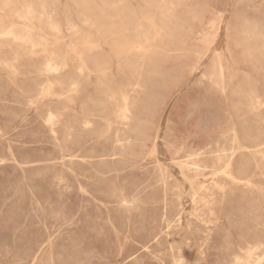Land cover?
I'll use <instances>...</instances> for the list:
<instances>
[{
    "label": "rangeland",
    "instance_id": "374dc122",
    "mask_svg": "<svg viewBox=\"0 0 264 264\" xmlns=\"http://www.w3.org/2000/svg\"><path fill=\"white\" fill-rule=\"evenodd\" d=\"M131 1L0 0V32L11 29L19 36L29 26L35 41L40 32L44 39L33 50L20 39L0 35V264H237L234 255L248 264L264 252V243L257 248L254 242L238 245L243 237L264 232V0ZM25 6L33 11L28 19L18 16ZM155 12L161 18H155ZM175 12L182 13L177 16ZM47 21L55 22L58 30ZM171 24L183 29L173 30ZM70 33L72 38H68ZM218 59L220 65L214 66ZM47 62L56 63L59 69L45 70ZM37 88H47L49 94L40 97ZM123 107L127 109L125 118L120 113ZM48 112L58 114L54 132L44 122ZM232 127L240 148L231 144ZM229 147L234 149L235 173L245 169L234 181L222 174L223 163L215 160ZM180 256L184 261L177 260Z\"/></svg>",
    "mask_w": 264,
    "mask_h": 264
},
{
    "label": "bare ground",
    "instance_id": "6f19581e",
    "mask_svg": "<svg viewBox=\"0 0 264 264\" xmlns=\"http://www.w3.org/2000/svg\"><path fill=\"white\" fill-rule=\"evenodd\" d=\"M12 0H4V3H10ZM80 1V0H79ZM88 1V0H87ZM97 1V0H96ZM123 1V0H122ZM126 1H128V0H126ZM131 1V0H130ZM154 1H156V0H154ZM162 1V0H161ZM17 2V1H16ZM30 2V1H29ZM83 2V1H82ZM116 2V1H115ZM132 2V1H131ZM134 2V1H133ZM136 2V1H135ZM142 2V1H141ZM158 2V1H157ZM253 2V1H252ZM121 3V2H120ZM124 3V2H123ZM138 3V2H137ZM144 3V2H143ZM159 3V2H158ZM161 3H163V2H161ZM44 4V3H43ZM84 4V3H83ZM101 4V3H100ZM125 4H128V3H125ZM149 4V3H148ZM152 4V3H151ZM157 4V3H156ZM194 4V3H193ZM17 5H18V3H17ZM45 5V4H44ZM66 5V4H65ZM72 5V4H71ZM84 5H86V3L84 4ZM92 5V4H91ZM115 5V4H114ZM158 5V4H157ZM159 5H161V4H159ZM19 6V5H18ZM51 6V5H50ZM49 6V7H50ZM90 6V5H89ZM93 6V5H92ZM100 6H102V5H100ZM120 6V5H119ZM125 6V8H126V5H124ZM128 6H129V4H128ZM146 6H147V4H146ZM145 6V7H146ZM149 6H150V4H149ZM149 6H147L146 8H148ZM161 6H163V5H161ZM15 7V6H14ZM68 7V6H67ZM73 7V6H72ZM80 7V6H79ZM97 7V6H96ZM105 7V6H104ZM107 7V6H106ZM111 7H112V4H111ZM111 7L110 8H107V9H111ZM114 7V6H113ZM118 6H116V8H117ZM123 7V6H122ZM130 7H132V6H130ZM151 7V6H150ZM160 7V6H159ZM21 8V7H20ZM63 8V7H62ZM71 8V7H70ZM82 8V7H81ZM90 8H91V6H90ZM180 8V7H179ZM6 9V8H5ZM69 9V8H68ZM72 9V8H71ZM77 9V8H76ZM88 9V8H87ZM103 9H105V8H103ZM118 9H120L119 7H118ZM133 9V8H132ZM151 9H152V7H151ZM154 9V11H155V8H153ZM164 9V8H163ZM182 9V8H181ZM42 10V9H41ZM53 10V9H52ZM63 10H65V9H63ZM97 10H98V8H97ZM106 10V9H105ZM113 10H114V8H113ZM120 10H123L124 11V9H120ZM144 10H146V9H144ZM148 10V9H147ZM159 10H161L162 11V9H159ZM192 10V9H191ZM4 11V10H3ZM108 11V10H107ZM112 11V10H111ZM110 11V12H111ZM117 11H119V10H117ZM133 11V10H132ZM156 11H157V9H156ZM161 11H159V12H161ZM164 11V10H163ZM15 12H16V10H15ZM52 12V11H51ZM70 12V11H69ZM84 12V11H83ZM90 12H92V11H90ZM96 12V11H95ZM102 12V11H101ZM106 12V11H105ZM104 12V10H103V13H105ZM121 12V11H120ZM139 12V11H138ZM142 12V11H141ZM169 12H171V11H169ZM168 12V13H169ZM185 13H186V11H184ZM237 12V11H236ZM36 13V12H35ZM45 13V12H44ZM56 13V12H55ZM86 13V12H85ZM93 13V12H92ZM117 13V12H116ZM123 13V12H122ZM128 13V12H127ZM153 13V12H152ZM157 12H155V15H156V17L155 18H157L158 19V17H160V16H158L157 17V15L158 14H156ZM165 13H166V11H165ZM175 13H177V12H175ZM180 13H182V12H180ZM180 13H177V16H178V14H180ZM245 13V12H244ZM43 14V13H42ZM67 14V13H66ZM89 14V13H88ZM109 14V13H108ZM115 14V13H114ZM118 14V13H117ZM126 14V13H125ZM134 14V13H133ZM170 14H174V13H170ZM184 14V13H183ZM182 14V15H183ZM242 14H243V12H242ZM246 14V13H245ZM1 15V14H0ZM59 15V14H58ZM71 15V14H70ZM98 15H99V13H98ZM116 15V14H115ZM127 15V14H126ZM131 15V14H130ZM140 15V14H139ZM138 15V16H139ZM159 15H160V13H159ZM18 16L19 17H21V18H23V19H28V18H30V17H32L33 16V11H32V9L30 8V6H25L23 9H21V13L20 14H18ZM59 16H61V15H59ZM72 16V15H71ZM112 16V15H111ZM114 16V15H113ZM122 16V15H121ZM120 16V17H121ZM144 16V15H143ZM153 16V15H152ZM176 16V15H175ZM218 16V15H217ZM46 17V16H45ZM45 17H44V20H45ZM106 17H107V15H106ZM109 17V16H108ZM127 18L129 17V16H126ZM135 16H133V18H134ZM154 17V16H153ZM181 17V16H180ZM187 17V16H186ZM194 17V16H193ZM5 18V17H4ZM43 18V17H42ZM41 18V19H42ZM78 18V17H77ZM124 18H125V15H124ZM132 18V19H133ZM161 18V17H160ZM159 18V19H160ZM172 18H173V16H172ZM182 18V17H181ZM16 19H18V18H16ZM69 19V18H68ZM72 19V18H71ZM89 18H87V20H88ZM137 19V18H136ZM154 19V18H153ZM168 19V18H167ZM174 19V18H173ZM176 19H177V17H176ZM190 19V18H189ZM232 19V18H231ZM255 19V18H254ZM258 19V18H257ZM31 20V19H30ZM47 20V19H46ZM49 20V19H48ZM54 20V19H53ZM70 20V19H69ZM115 20V19H114ZM117 20V19H116ZM130 19L128 18V21H129ZM163 20V19H162ZM164 20H166V19H164ZM163 20V21H164ZM186 20V19H185ZM184 20V21H185ZM241 20H242V18H241ZM10 21V20H9ZM28 21V20H27ZM26 21V22H27ZM89 22H90V20H88ZM101 21V20H100ZM110 21V20H109ZM131 21V20H130ZM135 21V20H134ZM159 21V20H158ZM174 21V20H173ZM172 21V22H173ZM183 21V22H184ZM19 22H22V21H19ZM48 22V21H47ZM84 22V21H83ZM95 22V21H94ZM117 22V21H116ZM127 22V21H126ZM137 22V21H136ZM179 22V21H178ZM189 22V21H188ZM1 23V22H0ZM8 23V22H7ZM49 23V22H48ZM91 23V22H90ZM93 23V22H92ZM101 23V22H100ZM107 23H108V21H107ZM110 23V22H109ZM108 23V24H109ZM122 24H121V26L123 25V22H121ZM142 23H143V21H142ZM160 23V22H159ZM28 24V23H27ZM75 24V23H74ZM86 24V23H85ZM95 24H97V22L95 23ZM116 24V23H115ZM126 24V23H125ZM128 25H130L129 24V22L127 23ZM126 24V25H127ZM132 24H133V22H132ZM175 25H176V22L174 23ZM180 24V23H179ZM184 24V23H183ZM210 24H211V22H210ZM262 24H263V22H262ZM2 25V24H1ZM13 25V24H12ZM48 25V24H47ZM81 25H82V21H81ZM91 25V24H90ZM103 25V24H102ZM118 25V24H117ZM145 25V24H144ZM158 25H160V24H158ZM172 25V24H171ZM256 25V24H255ZM39 26V25H38ZM41 26V25H40ZM44 26H45V24H44ZM49 26L53 29V30H58V26L56 25V23L55 22H50L49 23ZM66 26V25H65ZM64 26V27H65ZM83 26V25H82ZM95 26V25H94ZM97 26H98V24H97ZM131 26V25H130ZM133 26V25H132ZM136 25H134V27H135ZM161 26V25H160ZM172 26H174V25H172ZM185 26H186V24H185ZM211 25H209L208 24V27H210ZM248 26V25H247ZM257 26V25H256ZM259 26H260V24H259ZM259 26L257 27V28H259ZM4 27V26H3ZM21 27V26H20ZM22 27H24V26H22ZM30 27H32V26H30ZM47 27V26H46ZM90 27L92 28V26H89L88 28L90 29ZM96 27V26H95ZM137 27V26H136ZM144 27V26H143ZM142 27V28H143ZM148 27V26H147ZM164 27H165V25H164ZM171 27V26H170ZM176 27H178V26H174V28H173V30H175V28ZM182 27V26H181ZM193 27V26H192ZM204 27H205V25H204ZM245 27V26H244ZM27 28V30L25 29V32L22 34V35H19V36H16L15 34H14V32H12V30L11 29H9V30H7V31H5V32H0V35H7V36H12L13 38H16V39H20L21 41H24V42H26L27 44H29V47H31V49H33L34 50V48L33 47H35V46H42V44H41V38H42V36H41V32H40V35H39V37H40V39H39V41H35L32 37H31V34L29 33V26L28 27H26ZM50 28V29H51ZM67 28V27H66ZM127 27H125V29H126ZM133 28V27H132ZM178 28H180V27H178ZM185 28V27H184ZM242 28V27H241ZM44 29V28H43ZM48 29V28H47ZM122 30L124 29V28H121ZM137 29H139V28H137ZM151 29V28H150ZM162 29H164V28H162ZM168 29V28H167ZM167 29H165V30H167ZM172 29V28H171ZM170 29V30H171ZM181 29V28H180ZM183 29V28H182ZM181 29V30H182ZM186 29H187V27H186ZM235 29V28H234ZM234 29H232V30H234ZM244 29V28H243ZM254 29V28H253ZM34 30V29H33ZM60 30V29H59ZM86 31L88 30V29H85ZM93 30V29H92ZM94 30H95V28H94ZM93 30V31H94ZM99 30H101V29H99ZM111 30V29H110ZM115 30V29H114ZM120 30V29H119ZM135 30V29H134ZM133 30V31H134ZM148 30V29H147ZM165 30H164V32H165ZM31 31V30H30ZM35 31V30H34ZM38 31V30H37ZM40 31V30H39ZM72 31H74L73 33H75V30H72ZM76 31H78V30H76ZM96 31V30H95ZM112 32H113V30H111ZM124 31V30H123ZM129 31H130V29H129ZM132 31V30H131ZM133 31L131 32V33H133ZM188 31V30H187ZM244 31V30H243ZM115 32H116V30H115ZM138 32V31H137ZM140 32V31H139ZM173 32V31H172ZM171 31L169 32V33H171V35L173 34ZM181 32V31H180ZM257 32V31H256ZM262 32H264V31H262ZM38 33V32H37ZM67 33H69V32H67ZM117 33H118V31H117ZM116 33V34H117ZM127 33V32H126ZM130 33V34H131ZM175 33V32H174ZM245 33V32H244ZM39 34V33H38ZM101 34V33H100ZM146 34H148V33H146ZM152 34H153V32H152ZM166 34H168V33H166ZM188 34H189V32H188ZM43 35V34H42ZM51 35V34H50ZM62 35V34H61ZM67 35V34H66ZM74 35V34H73ZM76 35V34H75ZM83 35H85V34H83ZM95 35V34H94ZM118 35V34H117ZM125 35V34H124ZM134 35V34H133ZM154 35V34H153ZM153 35H151V37L153 36ZM170 35V36H171ZM181 35V34H180ZM189 35H191V32H190V34ZM243 35H245V34H243ZM254 35H255V32H254ZM259 35V34H258ZM46 36V35H45ZM45 36H43V37H45ZM69 36V35H68ZM72 36V34L70 33V36L68 37V38H72L71 37ZM86 36H88V35H86ZM85 36V37H86ZM105 36H107L106 34H105ZM121 36V35H120ZM126 36H127V34H126ZM168 36V35H167ZM173 36V35H172ZM176 36V35H175ZM186 37H187V35H185ZM193 36V35H192ZM195 36V35H194ZM198 36H199V34H198ZM202 36V35H201ZM247 36V35H246ZM260 36V35H259ZM262 36V35H261ZM5 37V36H4ZM18 37H20V38H18ZM38 37V36H37ZM60 37V36H59ZM77 37V36H76ZM79 37V36H78ZM133 37V36H132ZM142 37V36H141ZM174 37V36H173ZM203 37H205V36H203ZM202 37V38H203ZM251 37H252V35H251ZM1 38H3V37H1ZM0 38V39H1ZM11 38V37H10ZM36 38V37H35ZM49 38V37H48ZM52 38V37H51ZM74 38H75V36H74ZM87 38V37H86ZM86 38H84V40L86 39ZM109 38V37H108ZM117 38V37H116ZM121 38V37H120ZM174 38H176V37H174ZM201 38V37H200ZM206 38V37H205ZM8 39V38H7ZM43 39V38H42ZM50 39V38H49ZM81 39V38H80ZM80 39H79V41H78V43L80 42ZM168 39V38H167ZM179 40L180 39H183L182 37L180 38H178ZM228 39V38H227ZM3 40V39H2ZM9 40H11L12 41V39H9ZM44 40V39H43ZM55 40V39H54ZM69 40V39H68ZM73 40V39H72ZM75 40V39H74ZM88 40H90L89 39V37H88ZM106 40V39H105ZM131 40V39H130ZM135 40H137V39H135ZM134 40V41H135ZM179 40H177V41H179ZM259 40V39H258ZM258 40H256L257 42H258ZM262 40V39H261ZM13 41H15V40H13ZM76 41V40H75ZM87 41V40H86ZM122 41V40H121ZM132 41V40H131ZM167 41V40H166ZM168 41H170V40H168ZM181 41V40H180ZM195 41V40H194ZM204 41H206V40H204ZM207 41H208V39H207ZM249 41H250V39H249ZM20 42V41H19ZM24 42H22V43H24ZM52 42V41H51ZM87 42H90V41H87ZM98 42V41H97ZM117 42V41H116ZM123 42V41H122ZM172 42V41H171ZM197 42V41H196ZM251 42V41H250ZM261 42V41H260ZM13 43V42H12ZM16 43V42H15ZM44 44H45V42H43ZM61 43V42H60ZM72 43H73V41H72ZM77 43V42H76ZM75 43V44H76ZM81 43V42H80ZM134 43V42H133ZM201 43V42H200ZM253 43H254V41H253ZM10 44V43H9ZM47 44V43H46ZM83 44V43H82ZM110 44V43H109ZM136 43H134V45H135ZM144 44V43H143ZM173 44V43H172ZM259 44V43H258ZM25 45V44H24ZM52 45H54L53 43H52ZM71 45V44H70ZM97 45V44H96ZM27 46V45H26ZM26 46H24V47H26ZM56 46V45H55ZM74 46V45H73ZM78 46H80V45H78ZM90 46V45H89ZM92 46H94V45H92ZM131 45H129V47H130ZM136 46V45H135ZM165 46V45H164ZM253 46V45H252ZM260 46H262V45H260ZM3 47H5V46H3ZM2 46H1V49L3 48ZM18 47V46H17ZM16 47V48H17ZM45 47V46H44ZM49 47V46H48ZM68 47V46H67ZM72 47V46H71ZM95 47V46H94ZM111 48H112V45L110 46ZM133 46H131L130 48H132ZM145 47V46H144ZM148 47V46H147ZM150 47V46H149ZM148 47V48H149ZM249 47V46H248ZM16 48H14V50L16 49ZM50 48V47H49ZM51 48H52V46H51ZM50 48V49H51ZM55 48H57V47H55ZM64 48H66L65 46H64ZM82 48V47H81ZM87 48H89V47H87ZM91 48V47H90ZM97 48V47H96ZM165 48V47H164ZM193 48H195V47H193ZM198 48V47H197ZM39 49V48H38ZM43 49V48H42ZM48 49V48H47ZM50 49H49V51H50ZM138 49V48H137ZM136 49V50H137ZM147 49V48H146ZM185 49H186V47H185ZM199 49V48H198ZM13 50V49H12ZM27 50V49H26ZM29 50V49H28ZM39 50H41V49H39ZM55 50V49H54ZM98 50V49H97ZM156 50V49H155ZM154 50V51H155ZM170 50V49H169ZM169 50H167V51H169ZM180 50V49H179ZM182 50V49H181ZM183 50H184V48H183ZM253 50V49H252ZM7 51H10L9 50V47H8V50ZM16 51V50H15ZM14 51V52H15ZM18 51V50H17ZM31 51V50H30ZM133 51H134V49H133ZM133 51H131V52H133ZM140 50L138 49V52H139ZM145 51H147V50H145ZM144 51V52H145ZM162 51V50H161ZM261 52H263L262 50H260ZM12 52V51H11ZM19 52V51H18ZM21 52V54L20 55H22V51H20ZM26 52V51H25ZM57 52V51H56ZM64 52V51H63ZM95 52V51H94ZM93 52V53H94ZM97 52V51H96ZM135 52V51H134ZM141 52V51H140ZM148 52V51H147ZM149 52H150V50H149ZM166 52V51H165ZM174 52V51H173ZM13 53V52H12ZM39 53V52H38ZM55 53V52H54ZM104 53V52H103ZM112 53H114V52H112ZM151 53V52H150ZM153 53V52H152ZM151 53V54H152ZM194 53V52H193ZM255 53V52H254ZM23 54H25L24 52H23ZM60 54V53H59ZM129 54V53H128ZM127 54V55H128ZM136 54V53H135ZM139 54V53H138ZM148 54L149 53H147L146 55L148 56ZM151 54H149V55H151ZM161 54H162V52H161ZM250 54H251V52H250ZM253 54V53H252ZM255 54H257V53H255ZM12 55V54H11ZM41 55V54H40ZM39 55V56H40ZM72 55V54H71ZM75 55V54H74ZM132 55H133V53H132ZM174 55H175V53H174ZM177 55H179V54H177ZM191 55V54H190ZM216 55V54H215ZM261 55V54H260ZM19 56V55H18ZM26 56V55H25ZM25 56H21V57H24L25 58ZM27 56H28V54H27ZM31 56V55H30ZM43 56H45V55H43ZM62 56V55H61ZM73 56V55H72ZM71 56V57H72ZM100 56H102V55H100ZM156 56H158V53H157V55ZM165 56V55H164ZM164 56H162V57H164ZM168 56H170V55H168ZM195 56V55H194ZM259 56V55H258ZM263 56V55H262ZM15 57V56H14ZM35 57V56H34ZM41 57V56H40ZM39 57V58H40ZM74 57V56H73ZM76 57V56H75ZM106 57V56H105ZM139 57V56H138ZM166 57V56H165ZM172 57V56H171ZM186 58H187V56H185ZM32 58V57H31ZM55 58H58L57 56L55 57ZM60 58H62V57H60ZM146 59H147V57H145ZM168 58V57H167ZM170 58V57H169ZM11 59V58H10ZM15 59V58H14ZM33 59V58H32ZM41 59H42V57H41ZM77 59H78V57H77ZM103 59V58H102ZM101 59V60H102ZM128 59H129V57H128ZM132 59V58H131ZM151 58H149V60H150ZM31 60V59H30ZM44 60V59H43ZM61 60V59H60ZM109 60V59H108ZM142 60V59H141ZM143 60H145V59H143ZM142 60V61H143ZM18 61V60H17ZM32 61V60H31ZM34 61H35V59H34ZM46 61V60H45ZM59 61V60H58ZM57 61V62H58ZM41 62V61H40ZM39 62V63H40ZM145 62V61H144ZM148 62V61H147ZM147 62H145L146 64H147ZM11 63V62H10ZM19 63V62H18ZM21 63V62H20ZM58 63H60V61L58 62ZM214 63H217V64H214V66L215 65H220V59H218L216 62H214ZM219 63V64H218ZM43 64V63H42ZM128 64V63H127ZM18 65V64H17ZM33 65V64H32ZM41 65V64H40ZM36 66V65H35ZM34 66V67H35ZM37 66H39V65H37ZM36 66V67H37ZM44 66H45V70L47 69V70H50V71H57L58 69H59V66L56 64V63H53V62H47L46 64H44ZM110 66V65H109ZM28 68L29 67H31V66H27ZM27 67H26V69H27ZM121 67V66H120ZM219 67V66H218ZM24 68V67H23ZM65 68V67H64ZM114 68H116V67H114ZM178 68V67H177ZM18 69H19V67H18ZM21 69V68H20ZM31 69V68H30ZM33 69V68H32ZM37 69H38V67H37ZM40 69V68H39ZM44 69V68H43ZM135 69H137V68H135ZM33 70H35V69H33ZM66 70V69H65ZM64 70V71H65ZM68 70H71V68H69ZM137 70H139V69H137ZM220 70V69H219ZM39 71V70H38ZM62 71V70H61ZM78 71V70H77ZM76 71V72H77ZM130 71H131V69H130ZM155 71V70H154ZM165 71V70H164ZM163 71V72H164ZM10 72H11V70H10ZM49 72V71H48ZM48 72H47V75H48ZM73 71H70V73H72ZM125 72H128V71H125ZM134 72V71H133ZM6 73H7V71H6ZM56 73V72H55ZM61 73H64V72H61ZM88 73V72H87ZM103 73V72H102ZM105 73V72H104ZM107 73V72H106ZM119 73H120V71H119ZM118 73V74H119ZM161 73V72H160ZM159 73V74H160ZM174 73V72H173ZM46 74V73H45ZM57 74H58V72H57ZM74 74H75V72H74ZM97 74V73H96ZM95 74V75H96ZM99 74V73H98ZM101 74V73H100ZM99 74V75H100ZM109 74H111V73H109ZM121 74V73H120ZM53 75V74H52ZM122 75V74H121ZM151 75H154V74H151ZM173 75V74H172ZM51 76V75H50ZM53 76H56V75H53ZM63 76V75H62ZM74 75H72V77H73ZM129 76V75H128ZM221 76V75H220ZM33 77H34V75H33ZM126 77V76H125ZM4 78V77H3ZM6 78V77H5ZM4 78V79H5ZM35 78V77H34ZM39 78V77H38ZM45 78V77H44ZM56 78V77H55ZM59 78V77H58ZM107 78V77H106ZM110 78V77H109ZM108 78V79H109ZM119 78V77H118ZM160 78V77H159ZM33 79V78H32ZM36 79V78H35ZM43 79V78H42ZM73 79H74V77H73ZM79 79V78H78ZM80 79H82V78H80ZM79 79V80H80ZM87 79V78H86ZM86 79H85V81H86ZM131 79H132V77H131ZM171 79V78H170ZM169 79V80H170ZM173 79V78H172ZM221 79V78H220ZM6 80V79H5ZM88 80V79H87ZM103 80V79H102ZM168 80V79H167ZM29 81V80H28ZM31 81V80H30ZM62 81V80H61ZM85 81H83V82H85ZM96 81V80H95ZM107 81V80H106ZM106 81H105V83H106ZM114 81V80H113ZM199 81H201L200 79H199ZM2 82V81H1ZM60 82V81H59ZM71 82V81H70ZM68 83L69 85L70 84H72V83ZM82 82V83H83ZM159 82H160V80H159ZM168 82V81H167ZM174 82V81H173ZM206 82V81H205ZM10 83V82H9ZM42 83V82H41ZM74 83V82H73ZM86 83H88V82H86ZM90 83V82H89ZM108 83V82H107ZM114 83V82H113ZM25 84V83H24ZM47 84V83H46ZM84 84V83H83ZM110 84V83H109ZM115 84V83H114ZM31 85V84H30ZM36 85V84H35ZM39 85H41V84H39ZM68 85V86H69ZM76 85V84H75ZM108 85V84H107ZM160 85V84H159ZM162 85V84H161ZM207 85V84H206ZM15 86V85H14ZM13 86V87H14ZM51 86V85H50ZM89 86V85H88ZM94 85H90V87H93ZM113 86V85H112ZM115 86V85H114ZM148 87H149V85H147ZM214 86V85H213ZM12 87V86H11ZM37 87V86H36ZM47 87V86H46ZM57 87V86H56ZM85 87H86V85H85ZM96 87V86H95ZM163 87V86H162ZM210 87V86H209ZM217 87V86H216ZM65 88V87H64ZM68 88V87H67ZM97 88V87H96ZM95 88V89H96ZM110 88V87H109ZM38 89V88H37ZM37 89H34V90H37ZM97 89H100V90H102L100 87L99 88H97ZM96 89V90H97ZM128 89V88H127ZM130 89V88H129ZM158 89H160V88H158ZM206 89H207V86H206ZM225 89V86H222L221 87V90L223 91ZM39 90V89H38ZM62 90V89H61ZM66 90V89H65ZM75 91H76V89H74ZM73 90V91H74ZM86 90V89H85ZM137 90V89H136ZM17 91V90H16ZM60 91V90H59ZM63 91V90H62ZM129 91V90H128ZM140 91V90H139ZM142 91H143V89H142ZM141 91V92H142ZM145 91H146V89H145ZM58 92V91H57ZM67 92H68V90H67ZM85 92V91H84ZM93 92V91H92ZM97 92V91H96ZM150 92V91H149ZM207 92V91H206ZM71 93V92H70ZM127 93V92H126ZM130 93V92H129ZM145 93V92H144ZM153 93V92H152ZM204 93H205V91H204ZM222 93V92H221ZM22 94V93H21ZM47 94H49V90H47V88L46 89H41V90H39V93H38V95L40 96V97H44L45 95H47ZM63 94V93H62ZM82 94V93H81ZM84 95H87V94H85V93H83ZM82 94V95H83ZM74 95V94H73ZM121 95V94H120ZM130 95H132V94H130ZM134 95H135V93H134ZM10 96H11V94H10ZM31 96V95H30ZM66 96V95H65ZM140 96H142V95H140ZM144 97H145V95H143ZM147 96V95H146ZM27 97H29V96H27ZM62 97V96H61ZM69 97V96H68ZM70 97H71V95H70ZM75 97V96H74ZM85 97V96H84ZM95 97V96H94ZM159 97V96H158ZM162 97H163V95H162ZM26 98V97H25ZM36 98V97H35ZM97 98V97H96ZM148 98H149V96H148ZM147 98V99H148ZM261 98V97H260ZM37 99H38V97H37ZM156 99H158V98H156ZM4 100V99H3ZM18 100H21V99H18ZM97 100V99H96ZM102 100V99H101ZM154 100H155V98H154ZM162 100V99H161ZM27 101V100H26ZM26 101H24L23 100V102H26ZM36 101V100H35ZM34 101V102H35ZM56 101V100H55ZM62 101V100H61ZM113 101V100H112ZM139 101V100H138ZM144 101H145V99H144ZM13 102V101H12ZM47 102V101H46ZM105 102V101H104ZM108 102V101H107ZM107 102H105V103H107ZM116 102H118V101H116ZM115 102V103H116ZM55 103H57V102H55ZM59 103V102H58ZM63 103V102H62ZM109 103V102H108ZM119 103V102H118ZM124 103V102H123ZM9 104V103H8ZM11 104V103H10ZM25 104V103H24ZM52 104V103H51ZM65 104V103H64ZM67 104V103H66ZM145 104V103H144ZM12 105V104H11ZM34 105V104H33ZM39 105V104H38ZM114 105V104H113ZM119 105V104H118ZM146 105V104H145ZM161 105V104H160ZM194 105H196V104H194ZM203 105V104H202ZM14 106V105H13ZM27 106H28V102H27ZM29 106H31V105H29ZM49 106V105H48ZM53 106V105H52ZM60 106V105H59ZM67 106V105H66ZM68 106H69V104H68ZM103 106H105V105H103ZM115 106V105H114ZM113 106V108L115 109V107ZM134 106V105H133ZM138 106V105H137ZM141 106V105H140ZM149 105H147V107H148ZM197 106V105H196ZM199 106V105H198ZM204 107H205V105H203ZM36 107H39V106H36ZM50 107V106H49ZM56 107V106H55ZM57 107H58V105H57ZM142 107V106H141ZM210 107V106H209ZM46 108V107H45ZM139 108V107H138ZM159 108V107H158ZM206 108H207V106H206ZM40 109V108H39ZM142 109V108H141ZM141 109L139 108V110L141 111ZM144 109V108H143ZM145 109H147V108H145ZM152 109H154V107L152 108ZM212 109V108H211ZM48 110V109H47ZM52 110H53V108H52ZM59 110V109H58ZM63 110H65L66 111V109H64L63 108ZM72 110V109H71ZM102 110H104V109H102ZM39 111V110H38ZM46 111V110H45ZM64 111V112H65ZM105 111V110H104ZM110 111V110H109ZM57 112V111H56ZM72 112V111H71ZM101 112V111H100ZM111 112V111H110ZM144 112V111H143ZM39 113V112H38ZM41 113V112H40ZM69 113V112H68ZM120 113L122 114V117H126L127 116V109L125 108V107H123V109L120 111ZM119 113V114H120ZM158 113V112H157ZM206 113V112H205ZM44 114V113H43ZM98 114V113H97ZM100 114V113H99ZM150 114V113H149ZM58 115V114H57ZM57 115H55V114H53L52 112H48L47 113V115H46V117H45V119H44V122H45V124L46 125H48L49 127H50V129H51V131L52 132H54L55 130H54V126H55V124L58 122L57 121ZM63 115V114H62ZM65 115H68V114H65ZM111 115V114H110ZM118 115V114H117ZM30 116V115H29ZM35 116V115H34ZM64 116V115H63ZM106 116V115H105ZM108 116V115H107ZM61 118V117H60ZM64 119H65V117H64ZM66 119H68L67 117H66ZM80 119V118H79ZM41 120V119H40ZM71 120V119H70ZM137 121V120H136ZM20 122V121H19ZM65 121H63V123H64ZM80 122V121H79ZM73 123V122H72ZM100 123V122H99ZM102 123V122H101ZM122 123V122H121ZM124 123V122H123ZM130 123V122H129ZM20 124V123H19ZM42 124V123H41ZM147 124V123H146ZM43 125V124H42ZM60 125V124H59ZM103 125V124H102ZM45 126V125H44ZM89 126V125H88ZM104 126V125H103ZM85 127V126H84ZM123 127V126H122ZM135 127V126H134ZM146 127V126H145ZM151 127V126H150ZM149 127V128H150ZM25 128V127H24ZM58 128V127H57ZM83 128V127H82ZM136 128V127H135ZM41 129V128H40ZM84 129V128H83ZM125 129V128H124ZM20 130H22V129H20ZM126 130V129H125ZM134 130V129H133ZM135 130H137V129H135ZM112 131H113V129H112ZM138 131V130H137ZM107 132V131H106ZM148 132H150V131H148ZM108 133V132H107ZM230 133V132H229ZM52 134V133H51ZM92 135V134H91ZM50 136V135H49ZM168 136H171V135H168ZM222 136V135H221ZM231 144H233V145H235L236 147H238V148H240L241 146H240V142H239V140H238V135H237V132H236V130H235V128L234 127H232L231 128ZM229 136V137H230ZM44 137V136H43ZM53 137H54V135H53ZM57 137V136H56ZM109 137H111L110 135H109ZM114 137V136H113ZM227 137V136H226ZM32 138V137H31ZM68 138V137H67ZM102 138V137H101ZM112 138V137H111ZM140 138V137H139ZM156 138V137H155ZM224 138V137H223ZM228 138V137H227ZM41 139V138H40ZM169 139V138H168ZM167 138H166V140H168ZM171 139H172V137H171ZM219 139V138H218ZM226 139V138H225ZM34 140V139H33ZM44 140V139H43ZM60 140V139H59ZM65 140V139H64ZM106 140V139H105ZM115 140V139H114ZM113 140V141H114ZM128 140V139H127ZM165 140V141H166ZM221 140V139H220ZM45 141V140H44ZM103 141V140H102ZM116 141V140H115ZM123 141V140H122ZM126 141V140H125ZM124 141V142H125ZM133 141V140H132ZM164 141V142H165ZM219 141V140H218ZM222 141V140H221ZM220 141V142H221ZM46 142V141H45ZM50 142V141H49ZM106 142H107V140H106ZM117 142V141H116ZM134 142V141H133ZM167 142V141H166ZM169 142V141H168ZM53 143V142H52ZM60 143V142H59ZM110 143H111V141H110ZM132 143V142H131ZM185 143V142H184ZM222 143V142H221ZM229 143V142H228ZM15 144V143H14ZM115 144V143H114ZM113 144V145H114ZM122 143H120V145H121ZM126 144V143H125ZM212 144V143H211ZM215 144V143H214ZM16 145H18L17 143H16ZM45 145H47V144H45ZM52 145H55L54 143L52 144ZM191 145V144H190ZM219 145L221 146V144H218V147H219ZM225 145H226V142H225ZM42 146V145H41ZM112 146V145H111ZM213 146V145H212ZM223 146V145H222ZM228 146V145H227ZM263 146V145H262ZM50 147V146H49ZM113 147V146H112ZM121 147V146H120ZM120 147H119V149H120ZM126 147V146H125ZM210 147V146H209ZM216 147L217 146H215V149H216ZM217 147V148H218ZM234 147V146H233ZM56 148V147H55ZM54 147H53V149H55ZM116 148V147H115ZM122 148V147H121ZM155 148V147H154ZM211 148V147H210ZM6 149V148H5ZM50 149V148H49ZM52 149V148H51ZM57 149V148H56ZM59 149V148H58ZM57 149V150H58ZM112 149V148H111ZM114 149V148H113ZM207 149V148H206ZM64 150V149H63ZM178 150H180V149H178ZM186 150H188V149H186ZM186 150H185V152H186ZM123 151H125V150H123ZM173 151H175V150H173ZM177 151V150H176ZM227 151V150H226ZM225 151V152H226ZM243 151V150H242ZM245 151V150H244ZM250 151H253L252 149L250 150ZM52 152V151H51ZM131 152V151H130ZM79 153H82V152H79ZM188 153V152H187ZM223 153V152H222ZM234 153V149L232 148H230L229 147V150L226 152V153H224V155L223 156H217V157H215V160H218V161H220V162H222L223 163V166H222V170H223V172H222V174L224 173L225 174V176L227 177V178H229V180L230 181H234V180H238L239 178L237 177V174H238V176L239 175H242L243 174V172H244V170L245 169H243V168H240V169H237V171H236V173H235V171L233 170V167H232V156H231V154H233ZM82 154H84V153H82ZM113 154V153H112ZM183 154V153H182ZM189 154H190V152H189ZM196 154H198V152L197 153H195V155ZM46 155V154H45ZM50 155V154H49ZM54 155H56V153L54 154ZM76 155V154H75ZM117 155V154H116ZM119 155H120V153H119ZM212 155V154H211ZM214 155V154H213ZM217 155V154H216ZM250 155V154H249ZM256 155H258L257 153H256ZM10 156V155H9ZM48 156V155H47ZM83 156V155H82ZM180 156V155H179ZM186 156V155H185ZM210 156V155H209ZM209 156H207L208 158H209ZM260 156V155H259ZM21 157V156H20ZM43 157V156H42ZM55 157V156H54ZM54 157H52L51 156V158H54ZM79 157V156H78ZM81 157V156H80ZM84 157V156H83ZM183 157V156H182ZM203 157V156H202ZM48 158H50V157H48ZM47 158V159H48ZM112 158V157H111ZM120 158V157H119ZM194 158H197L196 156L194 157ZM252 158V157H251ZM45 160H46V158H44ZM65 159V158H64ZM70 159V158H69ZM69 159H67L68 161H69ZM110 159V158H109ZM192 159V158H191ZM203 159V158H202ZM212 159H213V157H212ZM44 160V161H45ZM51 160V159H50ZM53 160V159H52ZM75 160V159H74ZM79 160V159H78ZM78 160H76V161H78ZM88 160H90V159H88ZM112 160H115L114 159V157H113V159ZM122 160H124V158L122 159ZM211 160V159H210ZM214 160V161H215ZM255 160V159H254ZM60 161V160H59ZM62 161V160H61ZM81 161V160H80ZM97 161V160H96ZM180 161V160H179ZM182 161V160H181ZM193 161H194V159H193ZM195 161H196V159H195ZM194 161V162H195ZM203 161V160H202ZM217 161V162H218ZM53 162V161H52ZM79 162V161H78ZM94 162V161H93ZM114 162V161H113ZM123 162V161H122ZM185 162H187L188 163V161H185ZM210 162V161H209ZM209 162H207V163H209ZM5 163V162H4ZM81 163H83V162H81ZM120 163V162H119ZM126 163H128V162H126ZM156 163V162H155ZM219 163V162H218ZM3 164V163H2ZM45 164V163H44ZM66 164H68V163H66ZM84 164V163H83ZM87 164V163H86ZM129 164V163H128ZM146 164V163H145ZM157 164V163H156ZM155 164V165H156ZM210 164V163H209ZM261 164V163H260ZM1 165V164H0ZM5 165V164H4ZM10 165V164H9ZM35 165V164H34ZM33 165V166H34ZM42 165V164H41ZM40 165V166H41ZM65 165V164H64ZM70 165V164H69ZM80 165V164H79ZM116 165V164H115ZM127 165V164H126ZM147 165V164H146ZM159 165V164H158ZM184 165V164H183ZM218 165V164H217ZM7 166V165H6ZM16 166H18V165H16ZM32 165H30V167H31ZM37 166H39V164L38 165H36V167ZM48 165H47V163H46V167H47ZM68 166V165H67ZM111 166V165H110ZM118 166V165H117ZM186 166V165H185ZM254 166V165H253ZM21 167V166H20ZM43 167V166H42ZM62 167V166H61ZM76 167V166H75ZM82 167H85V166H83L82 165ZM94 167V166H93ZM112 167V166H111ZM116 167V166H115ZM137 167V166H136ZM19 168V167H18ZM86 168V167H85ZM90 168V167H89ZM88 168V169H89ZM92 168V167H91ZM90 168V169H91ZM116 168H118V167H116ZM120 168V167H119ZM123 168V167H122ZM190 168H191V166H190ZM190 168H189V170H190ZM62 169V168H61ZM84 169V168H83ZM213 169H214V166H213ZM38 170V169H37ZM66 170V169H65ZM75 170V169H74ZM73 170V171H74ZM111 170V169H110ZM113 170V169H112ZM130 170V169H129ZM138 170V169H137ZM142 170H144V169H142ZM147 170V169H146ZM158 170V169H157ZM194 170H196V168L194 169ZM39 171V170H38ZM68 171V170H67ZM92 171V170H91ZM159 171V170H158ZM167 171V170H166ZM186 171V170H185ZM193 171V170H192ZM60 172V171H59ZM58 172V173H59ZM64 173H65V171H63ZM74 172H76V171H74ZM142 172V171H141ZM146 172V171H145ZM62 173V172H61ZM153 173V172H152ZM167 173V172H166ZM23 174V173H22ZM34 174V173H33ZM66 174V173H65ZM80 174V173H79ZM81 174H83V173H81ZM159 174H161V173H159ZM68 175H70V174H68ZM75 175V174H74ZM169 175V174H168ZM184 175V174H183ZM216 175V174H215ZM221 175V174H220ZM20 176H22V175H20ZM173 176V175H172ZM171 176V177H172ZM185 176V175H184ZM187 176V175H186ZM200 176V175H199ZM218 176V175H217ZM224 176V175H223ZM26 177V176H25ZM69 177V176H68ZM162 177V176H161ZM164 177V176H163ZM188 177V176H187ZM190 177H191V174H190ZM193 177V176H192ZM216 177V176H215ZM19 178V177H18ZM26 178H28V177H26ZM159 178H160V176H159ZM169 178V177H168ZM219 178H220V176H219ZM219 178H218V180H219ZM222 178V177H221ZM227 178H225V179H227ZM38 179V178H37ZM83 179V178H82ZM105 179V178H104ZM162 179V178H161ZM160 179V180H161ZM223 179H224V177H223ZM17 180H19V179H17ZM51 180V179H50ZM162 180H164V179H162ZM260 180V179H259ZM258 180V181H259ZM41 181V180H40ZM74 181V180H73ZM89 181H91V180H89ZM216 181V180H215ZM222 181V180H221ZM263 181V180H262ZM159 182H161V181H159ZM171 182V181H170ZM220 182V181H219ZM260 182V181H259ZM24 183V182H23ZM34 184V182H31V184ZM169 183V182H168ZM221 183V182H220ZM242 183V182H241ZM36 184V183H35ZM71 184V183H70ZM75 184V183H74ZM157 184V183H156ZM173 184V183H172ZM180 184V183H179ZM259 184V183H258ZM138 185H139V183H138ZM146 185V184H145ZM158 185V184H157ZM161 185V184H160ZM166 185V184H165ZM248 185V184H247ZM32 186V185H31ZM50 186V185H49ZM167 186V185H166ZM174 186V185H173ZM32 187H34V186H32ZM32 187H31V190H32ZM36 187V186H35ZM263 187V186H262ZM25 188V187H24ZM28 188V187H27ZM30 188V187H29ZM84 188V187H83ZM179 188H180V186H179ZM239 188V187H238ZM35 189V188H34ZM47 189V187L45 188V191H47L46 190ZM50 189V188H49ZM132 189V188H131ZM234 189H235V187H234ZM233 189V190H234ZM58 190V189H57ZM133 190V189H132ZM155 190H157V189H155ZM201 190V189H200ZM223 190V189H222ZM235 190H238V189H235ZM24 190H22V192H23ZM35 191V190H34ZM33 191V192H34ZM36 191H37V189H36ZM44 191V190H43ZM69 191V190H68ZM67 191V192H68ZM80 191V190H79ZM129 191V190H128ZM206 191V190H205ZM131 192V191H130ZM144 192V191H143ZM159 192V191H158ZM163 192V191H162ZM174 192H175V190H174ZM178 192V191H177ZM226 192V191H225ZM238 192V191H237ZM236 192V193H237ZM25 193V192H24ZM35 193V192H34ZM37 193V192H36ZM53 193V192H52ZM81 193V192H80ZM26 194V193H25ZM27 194H29V193H27ZM158 194V193H157ZM166 194V193H165ZM171 194H172V192H171ZM187 194V193H186ZM228 194V193H227ZM263 194V193H262ZM261 194V195H262ZM38 195V194H37ZM36 195V196H37ZM82 195V194H81ZM85 195V194H84ZM164 195V194H163ZM190 195V194H189ZM200 195V194H199ZM30 196V195H29ZM28 196V197H29ZM51 196H54V194L53 195H51ZM87 196V195H86ZM155 196V195H154ZM169 196H170V194H169ZM226 196V195H225ZM231 196V195H230ZM57 197V196H56ZM76 197V196H75ZM80 197V196H79ZM222 197V196H221ZM27 198V197H26ZM44 198V197H43ZM46 198V197H45ZM212 198V197H211ZM28 199V198H27ZM56 199V198H55ZM80 199V198H79ZM189 200H190V198H188ZM216 199V198H215ZM228 199V198H227ZM34 200V199H33ZM51 200H53V199H51ZM58 200V199H57ZM188 200V201H189ZM36 201V200H35ZM59 201V200H58ZM93 201V200H92ZM158 201H159V199H158ZM208 201V200H207ZM206 201V202H207ZM219 201V200H218ZM221 201V200H220ZM244 201V200H243ZM91 202V201H90ZM95 202V201H94ZM94 202H92V203H94ZM91 203V204H92ZM130 203V202H129ZM163 203V202H162ZM174 203V202H173ZM38 203H36V205H37ZM41 204H42V202H41ZM73 204H75V202H73ZM103 204V203H102ZM106 204V203H105ZM212 204V203H211ZM214 204H215V202H214ZM217 204V203H216ZM220 204H222V203H220ZM71 204H69V206H70ZM113 205V204H112ZM129 205V204H128ZM130 205H131V203H130ZM163 205V204H162ZM171 205H172V203H171ZM100 206H102V205H100ZM155 206V205H154ZM175 206H176V204H175ZM191 206V205H190ZM217 206V205H216ZM227 206V205H226ZM30 207V206H29ZM38 207V206H37ZM56 207H57V205H56ZM106 207V206H105ZM108 207V206H107ZM156 207V206H155ZM192 207V206H191ZM214 207V206H213ZM221 206H219L218 207V209H221L220 208ZM228 207V206H227ZM34 208V207H33ZM39 208V207H38ZM38 208H36V209H38ZM175 208V207H174ZM217 208V207H216ZM254 209H255V207H253ZM40 209V208H39ZM102 209V208H101ZM168 209V208H167ZM212 209V208H211ZM254 209H253V211H254ZM31 210V209H30ZM35 210V209H34ZM64 210V209H63ZM222 210V209H221ZM67 211H68V209H67ZM162 211H163V208H162ZM171 211H172V209H171ZM217 211V210H216ZM39 212V211H38ZM37 212V213H38ZM49 212H50V210H49ZM65 212V211H64ZM222 212H223V210H222ZM36 213V212H35ZM36 213V214H37ZM41 213V212H40ZM66 213V212H65ZM238 213V212H237ZM105 214H106V212H105ZM178 214V213H177ZM198 214V213H197ZM39 215V214H38ZM218 215V214H217ZM161 216V215H160ZM199 216V215H198ZM200 216H202V215H200ZM241 216V215H240ZM247 216V215H246ZM53 217V216H52ZM106 217H107V215H106ZM171 217V216H170ZM173 217V216H172ZM36 218V217H35ZM54 218H55V216H54ZM168 218V217H167ZM180 218V217H179ZM203 218V217H202ZM241 218H243V217H241ZM25 219V218H24ZM52 219V218H51ZM169 219V218H168ZM173 219V218H172ZM177 219V218H176ZM189 219V218H188ZM164 220V219H163ZM167 220V219H166ZM182 220V219H181ZM204 220V219H203ZM244 219H242V221H243ZM246 220H248V218L246 219ZM42 221H43V219H42ZM245 221V220H244ZM250 220H248V222H249ZM27 222V221H26ZM164 222V221H163ZM63 223V222H62ZM127 223V222H126ZM161 223H162V221H161ZM165 223V222H164ZM46 224V223H45ZM166 224V223H165ZM177 224V223H176ZM251 224V223H250ZM249 224V225H250ZM257 224H259V223H257ZM86 225V224H85ZM127 225V224H126ZM161 225V224H160ZM167 225V224H166ZM174 225V224H173ZM192 225V224H191ZM10 226H11V224H10ZM15 226V225H14ZM17 226H19V225H17ZM56 226V225H55ZM62 226V225H61ZM64 226V225H63ZM172 226V225H171ZM13 227V226H12ZM16 227V226H15ZM24 227V226H23ZM42 227V226H41ZM47 227V226H46ZM85 226H83V228H84ZM162 227V226H161ZM164 227V226H163ZM167 227V226H166ZM165 227V228H166ZM192 227V226H191ZM199 227V226H198ZM251 227V226H250ZM249 227V228H250ZM169 228V227H168ZM194 228V227H193ZM196 228V227H195ZM18 229V228H17ZM41 229V228H40ZM55 229V228H54ZM74 229V228H73ZM89 229V228H88ZM87 229V230H88ZM167 229V228H166ZM213 229V228H212ZM211 229V230H212ZM42 230V229H41ZM168 230V229H167ZM172 230V229H171ZM195 230V229H194ZM251 231H252V229H250ZM63 231V230H62ZM90 231V230H89ZM88 231V232H89ZM60 232V231H59ZM194 232V231H193ZM253 232V231H252ZM165 233V232H164ZM197 233V232H196ZM2 234V233H1ZM44 234V233H43ZM58 234V233H57ZM72 234V233H71ZM187 234V233H186ZM210 234V233H209ZM42 235V234H41ZM46 235V234H45ZM61 235V234H60ZM70 235V234H69ZM161 235V234H160ZM202 235V234H201ZM1 236V235H0ZM51 236V234L49 235V237ZM57 236V235H56ZM71 236V235H70ZM78 236H80L79 234H78ZM195 236V235H194ZM14 237H16V236H14ZM47 237V236H46ZM54 237H55V235H54ZM163 237H164V235H163ZM182 237H184V236H182ZM189 237V236H188ZM196 237V236H195ZM197 237H198V235H197ZM22 238V237H21ZM58 238V237H57ZM57 238H56V240H57ZM73 238V237H72ZM161 238V237H160ZM166 238H167V235H166ZM23 239V238H22ZM24 239H25V237H24ZM71 239V238H70ZM184 239V238H183ZM59 240V239H58ZM164 240V239H163ZM184 240H186V238L184 239ZM189 240V239H188ZM198 240H200V239H198ZM125 241V240H124ZM165 241V240H164ZM175 241V240H174ZM203 241V240H202ZM205 241V240H204ZM0 242H1V240H0ZM56 242V241H55ZM183 242V241H182ZM244 243V244H248V243H250V242H254V243H257V246H256V248L258 247V246H260L261 244H263L264 243V232L263 233H253V235H250V236H245V237H243V239L242 240H240V242L238 243V245L240 244V243ZM4 243V242H3ZM17 243V242H16ZM21 243V242H20ZM25 243V242H24ZM160 243H162V242H160ZM184 243V242H183ZM186 243V242H185ZM188 243V242H187ZM205 243H206V241H205ZM68 244H69V241H68ZM2 245V244H1ZM4 245H5V243H4ZM9 245V244H8ZM19 245V244H18ZM21 245H22V243H21ZM20 245V246H21ZM36 245H38L39 246V244L38 243H36ZM56 245V244H55ZM66 245V244H65ZM70 245V244H69ZM69 245H68V247H69ZM189 245V244H188ZM16 246V245H15ZM67 246V245H66ZM4 247V246H3ZM8 247V246H7ZM71 247V246H70ZM239 248H241L240 246H238ZM262 247V246H261ZM2 248V247H1ZM19 248V247H18ZM21 248H23V247H21ZM38 248V247H37ZM41 248V247H40ZM49 248V247H48ZM60 248V247H59ZM64 248H66V247H64ZM74 247H72L71 249H73ZM119 248V247H118ZM204 248H207V247H204ZM15 249V248H14ZM13 249V250H14ZM35 249V248H34ZM58 249V248H57ZM17 250V249H16ZM20 250V249H19ZM50 250V249H49ZM66 250V249H65ZM70 250V249H69ZM245 250V249H244ZM248 250H251V247H248ZM58 251H60L59 249H58ZM64 251V250H63ZM240 251V250H239ZM257 251V250H256ZM4 252V251H3ZM16 252H18V251H16ZM49 252V251H48ZM165 252V251H164ZM247 252V251H246ZM245 252V253H246ZM252 252H253V249H252ZM61 253H63V252H61ZM65 253V252H64ZM243 253V252H242ZM251 253V251H249V253L248 254H250ZM15 254V253H14ZM11 255V254H10ZM252 255H253V253H252ZM16 256H19V255H16ZM48 256H49V254H48ZM152 256V255H151ZM10 257V256H9ZM72 257H74V256H72ZM133 257V256H132ZM19 258V257H18ZM17 258V259H18ZM24 258V257H23ZM232 258V257H231ZM255 258V257H254ZM74 259V258H73ZM160 259V258H159ZM184 257L183 256H180L177 260L179 261V262H182V261H184ZM234 261H236L237 262V264H242V260H241V258L240 257H238L237 255H234V258H232ZM243 259V258H242ZM66 260V259H65ZM154 260V259H153ZM173 260V259H172ZM74 261V260H73ZM95 261V260H94ZM155 261V260H154ZM241 261V262H240ZM253 261V260H252ZM47 262V261H46ZM48 262H49V260H48ZM72 262V261H71ZM264 262V252H262V254L261 255H259V256H257L256 257V259L253 261V262H247L248 264H262ZM157 263V262H156ZM235 263V262H234ZM244 263V262H243ZM17 264V263H16ZM19 264H20V262H19ZM49 264V263H48ZM73 264H75V262L73 263ZM157 264H159V263H157ZM178 264V263H177Z\"/></svg>",
    "mask_w": 264,
    "mask_h": 264
}]
</instances>
